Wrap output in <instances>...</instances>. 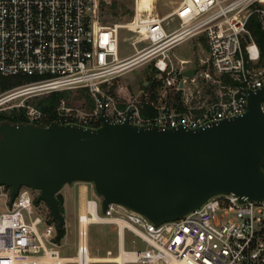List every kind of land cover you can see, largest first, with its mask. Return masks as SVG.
Instances as JSON below:
<instances>
[{"label": "built area", "instance_id": "1", "mask_svg": "<svg viewBox=\"0 0 264 264\" xmlns=\"http://www.w3.org/2000/svg\"><path fill=\"white\" fill-rule=\"evenodd\" d=\"M137 1L130 23L106 25L99 16V0H0V77L32 78L0 93V113L23 112L27 123L41 125L49 120L36 107L42 97L78 90L88 95L92 108L79 112L60 100L54 110L57 123L96 128L103 117L116 124L197 129L243 114L248 91L264 86V68L250 72L260 55L246 29L249 18L256 16L264 34V9L255 7L260 0H180L163 18L148 16L145 7L137 11ZM165 20L177 21V27L166 30ZM141 28L144 33L131 42L134 54L121 59L120 30L140 34ZM198 35L207 51L200 63L211 73L194 67L174 70L169 50ZM141 42L148 47L138 50ZM142 61L165 74L163 93L185 95L181 110L157 108L147 98L117 97L110 91L114 80ZM189 69H194L193 76L183 77ZM210 86L215 91L203 98L192 101L186 96L192 87V94L202 89L206 94ZM144 107L157 110V115L143 118ZM37 196V191L20 187L11 201L10 188L0 186V264H92L88 233L94 225L115 229L117 252L120 241L125 248L126 231L145 245L125 251L126 264H264V201L239 204L233 196L220 195L178 220L155 226L120 205L109 204L102 212L101 200L86 191L77 214L75 255L62 257L66 226L56 241L55 223L50 216L45 220Z\"/></svg>", "mask_w": 264, "mask_h": 264}, {"label": "water", "instance_id": "2", "mask_svg": "<svg viewBox=\"0 0 264 264\" xmlns=\"http://www.w3.org/2000/svg\"><path fill=\"white\" fill-rule=\"evenodd\" d=\"M248 43V35H244ZM194 69L182 72L191 78ZM183 81L179 83L182 88ZM264 86L248 91L243 114L197 129L116 124L96 128L52 122L0 123V186L13 201L20 187L38 192L56 230L64 222L57 195L91 183L107 205H120L155 226L225 195L264 201Z\"/></svg>", "mask_w": 264, "mask_h": 264}, {"label": "rangeland", "instance_id": "3", "mask_svg": "<svg viewBox=\"0 0 264 264\" xmlns=\"http://www.w3.org/2000/svg\"><path fill=\"white\" fill-rule=\"evenodd\" d=\"M179 1L180 0H152L150 4L153 5V10L148 16L163 18L175 7ZM255 7L264 9V0L258 1ZM99 16L101 21L106 25H126L130 23L134 17L133 0H99ZM163 26L166 28V30H170V28L172 29L177 27V21L171 20L168 22L165 20L163 22ZM136 34L137 33L130 32L125 29L120 30L119 57L120 55L122 56L123 53L134 52L131 42L140 36L139 34ZM146 47L148 46L145 42H141L136 45L138 50ZM206 55L207 51L205 39L202 35H198L186 40L168 53V57L172 62L174 70L176 71L182 70L183 68L185 69L188 67H194L201 71H207L211 73L210 69H208L205 64L200 63V61L206 60ZM179 59H184V61H187L188 63L180 65L177 62ZM254 69L255 70H251L250 72L253 73L254 71H258L256 69L259 68ZM164 77L165 74H160L157 70H155L151 62L142 61L131 70L124 71L115 80V82H112L109 89L117 97H125L127 94H131L134 95V99H138L140 101H143L144 98H147L148 104L152 103V105L157 108L165 107L174 109L176 105H180V102L183 104L186 97L181 92L177 94L168 91L167 93H163L162 81ZM3 80L10 84H16L18 82V84H20L23 82L21 78H4ZM202 87V85H199L198 88ZM192 89L191 95L186 96H188V98L192 101H195L200 97L203 98L212 93V91H215V86H210L206 94L203 89L201 93L199 91L192 94ZM87 97L88 96L85 92L72 90L68 92L67 96L63 100L68 108L77 110L79 112H85L89 110V98ZM176 98H178L177 101H175ZM84 187L87 188L88 197H91L93 193V186L91 183H72L71 185H66L60 193L63 201V227L66 226L67 230V243L60 248V255L62 257H73L75 255L77 246V214L85 198L84 190L86 188L84 189ZM95 198L100 203V197L95 195ZM40 203L41 205L38 208L45 217V220H47L50 216L49 210L43 202ZM98 214L102 216L103 213L100 211ZM88 241L91 257L102 260L104 258V260H107V258L112 259L117 256L118 242L116 231L113 227L99 225L91 226L88 233ZM134 244L135 247L140 249L145 247V245L139 239H137L130 232L126 231L124 250H134ZM108 252H110V255L107 254ZM92 264L115 263L97 262Z\"/></svg>", "mask_w": 264, "mask_h": 264}, {"label": "trees", "instance_id": "4", "mask_svg": "<svg viewBox=\"0 0 264 264\" xmlns=\"http://www.w3.org/2000/svg\"><path fill=\"white\" fill-rule=\"evenodd\" d=\"M131 15V14H130ZM246 29L249 32L252 40L254 41V43L256 44L258 50H259V61L258 63L254 66V68H264V34L262 33L257 18L256 16H251L247 22L246 25ZM5 78V77H4ZM3 77H0V93L7 91L13 87H15L18 83L16 84H10V83H6L3 79ZM14 79H18L21 78L22 81L28 82L30 80H32V78L29 77H22V76H16V77H12ZM115 82V80H114ZM222 82L223 83H229L231 85H234L233 82H231L228 78H222ZM19 85V84H18ZM68 92H55V93H51L46 97H42L37 103H36V107L40 110H42L43 112H46L49 114V120L48 122L41 124V126H48L50 123L52 122H56V117L54 114V110L55 108L59 105L60 100L65 99V97L67 96ZM88 96V95H87ZM89 98V97H87ZM178 98L175 99V101H177ZM88 107L92 108V102L89 99L88 100ZM177 110H181V108L179 106H175L174 107ZM141 116L145 119H152L157 115V110L153 109V108H148V107H144L143 109L140 110ZM1 122H9L11 124H18V123H22L25 124L27 123V121L24 118L23 112L20 113H12L10 115H6V114H2L0 113V123ZM264 169V166H263ZM57 199L59 201V207H60V211L62 213V198L60 196V194L57 195ZM51 223V220H50ZM64 225H62L59 229H57L56 231V241H59L63 236H64Z\"/></svg>", "mask_w": 264, "mask_h": 264}, {"label": "bare ground", "instance_id": "5", "mask_svg": "<svg viewBox=\"0 0 264 264\" xmlns=\"http://www.w3.org/2000/svg\"><path fill=\"white\" fill-rule=\"evenodd\" d=\"M151 2H152V0H138L137 1V11H140V10H142L143 7H145V8H147V11L151 14L152 13L151 11L153 10L152 9L153 6L150 7V3ZM143 33H144V31L141 28L139 35H142ZM89 262H91V263H97V262H106L107 263V262H110V263H115V264H126V262H127V260H126V252L122 248V243L120 241V243H119V250L117 252V256H115L112 259H108L107 258V260H104V258L102 260V259H98V258H95V257H89Z\"/></svg>", "mask_w": 264, "mask_h": 264}, {"label": "crops", "instance_id": "6", "mask_svg": "<svg viewBox=\"0 0 264 264\" xmlns=\"http://www.w3.org/2000/svg\"><path fill=\"white\" fill-rule=\"evenodd\" d=\"M178 46V45H177ZM177 46H175V47H173V48H171L170 50H169V52L171 51V50H173L174 48H176ZM120 51V50H119ZM134 54V52H131V53H123V55L121 56L120 55V57H121V59H125V58H127V57H130V56H132ZM206 57H207V55H206ZM205 57V58H206ZM182 60H184V59H182ZM86 187H84V189H85ZM79 191H80V189H79ZM86 191H87V188L84 190V194L86 193ZM80 193H81V191H80ZM65 195H66V193H65Z\"/></svg>", "mask_w": 264, "mask_h": 264}]
</instances>
